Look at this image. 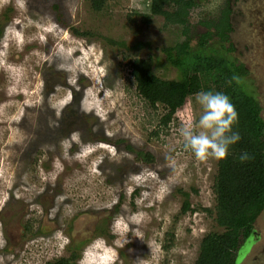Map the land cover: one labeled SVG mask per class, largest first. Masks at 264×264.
<instances>
[{"label":"rangeland","instance_id":"obj_1","mask_svg":"<svg viewBox=\"0 0 264 264\" xmlns=\"http://www.w3.org/2000/svg\"><path fill=\"white\" fill-rule=\"evenodd\" d=\"M164 2L103 0L96 11L91 0H0V264L73 252L74 264H190L205 234L225 230L218 160H197L179 129L199 119L196 94L216 92L217 75L231 81L229 97L259 101L264 118V0H197L186 26L164 24ZM222 11L229 53L197 43L200 22ZM187 39L196 69L201 53L219 65L179 72L165 48ZM254 232L236 264H264V209Z\"/></svg>","mask_w":264,"mask_h":264},{"label":"trees","instance_id":"obj_2","mask_svg":"<svg viewBox=\"0 0 264 264\" xmlns=\"http://www.w3.org/2000/svg\"><path fill=\"white\" fill-rule=\"evenodd\" d=\"M197 4V0H165L159 6V13L164 18V24L188 25V13ZM94 10L102 9L103 0H91ZM169 7V8H168ZM144 22L147 23L144 15ZM218 23L206 24L204 30L197 36V43L206 47L210 42H219L220 46L229 53L231 46H225L228 42V11H222ZM186 31V28H185ZM188 39L165 48L167 53L173 52L171 63L182 74L196 72L205 69L211 70L219 65L213 55L200 54L202 68L195 67L191 55H198L194 50L188 51ZM204 55V56H203ZM229 56V55H228ZM199 59V58H198ZM228 62L232 69L241 77L246 76V70L237 60L229 57ZM194 64V65H193ZM198 64V62H197ZM199 65V64H198ZM136 89L139 95L152 107H155L157 95L149 83L136 70L133 71ZM212 82L217 84V91L228 94L231 83L222 76L217 75ZM246 93V92H245ZM248 95L230 97L238 113V120L233 125V132H238L240 140L230 146L228 155L218 160L217 175L214 183L216 194L218 221L225 225L222 232H209L205 234L199 245V252L194 262L190 264H236L240 250L248 244L253 236L254 223L257 216L264 209V118L261 115L262 105L249 93ZM168 117L164 123L168 122ZM129 150L131 146H127ZM247 153L249 159L240 160L242 154ZM136 155L144 163H151L152 154L136 151ZM187 196V193H183ZM191 210L189 203L185 201L182 212ZM78 253L73 252L69 257H62L48 264H74Z\"/></svg>","mask_w":264,"mask_h":264},{"label":"clouds","instance_id":"obj_3","mask_svg":"<svg viewBox=\"0 0 264 264\" xmlns=\"http://www.w3.org/2000/svg\"><path fill=\"white\" fill-rule=\"evenodd\" d=\"M234 79L240 83L238 78ZM195 99L202 114L198 120L188 121L180 127L184 149L191 151L199 161L226 158L230 146L240 140L239 133L232 130L238 120L235 105L227 94L219 91H201ZM239 158L242 162L249 159L247 153Z\"/></svg>","mask_w":264,"mask_h":264},{"label":"flooded vegetation","instance_id":"obj_4","mask_svg":"<svg viewBox=\"0 0 264 264\" xmlns=\"http://www.w3.org/2000/svg\"><path fill=\"white\" fill-rule=\"evenodd\" d=\"M253 233L255 234V232L253 231ZM252 240H249V242H251ZM245 248V247H244ZM244 248H242L241 250H240V254L242 253V254H244V252H246L245 250H244Z\"/></svg>","mask_w":264,"mask_h":264}]
</instances>
